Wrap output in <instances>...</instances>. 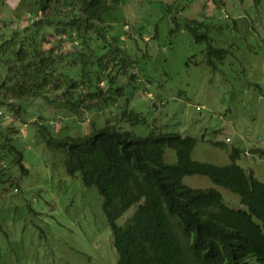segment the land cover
I'll list each match as a JSON object with an SVG mask.
<instances>
[{"label":"trees","instance_id":"1","mask_svg":"<svg viewBox=\"0 0 264 264\" xmlns=\"http://www.w3.org/2000/svg\"><path fill=\"white\" fill-rule=\"evenodd\" d=\"M22 2L30 6L29 22L6 19L0 25V184L16 183L14 167L21 176L29 174L21 128L33 124L47 149L65 159L66 173L97 188L118 264H264V182L237 164L242 151L235 149L230 164L217 166L193 160V137L155 131L142 137L123 130L145 122L130 105L140 77L129 50L139 49V39L130 31L115 34L106 24L107 13L123 0ZM214 2L222 9L223 0ZM179 20L173 18L171 35L183 28L207 45V64L229 56L213 44L214 25L185 20L182 27ZM157 38L158 29L146 41L141 35L145 44ZM34 100L47 104L45 112L54 111L39 108L40 121L28 124L23 116ZM54 112L108 116L99 127L92 122L89 134L74 137ZM168 149L177 162L166 161ZM190 176L208 177L238 196L242 207L229 206L216 189L186 186ZM133 207L134 215L119 225Z\"/></svg>","mask_w":264,"mask_h":264},{"label":"rangeland","instance_id":"2","mask_svg":"<svg viewBox=\"0 0 264 264\" xmlns=\"http://www.w3.org/2000/svg\"><path fill=\"white\" fill-rule=\"evenodd\" d=\"M176 2L123 0L106 15L115 34L127 36L125 31H130L139 39V49L129 50L140 77L130 105L145 122L126 124L123 130L142 137L152 131L193 137L198 141L193 160L217 166L230 164L237 149L242 151L237 164L264 182V0H223L222 9L214 0ZM171 5L175 6L170 12ZM174 17L181 19L182 27L185 20L214 25L213 44L228 50L229 56L207 64V45L196 43L183 28L171 35ZM0 18V25L8 19L26 25L30 6L19 0L1 2ZM126 25L131 29H124ZM156 29L158 38L143 43L141 35L146 41ZM39 108L49 110L34 100L23 119H30L28 124L40 121ZM54 116L66 133L77 137L89 134L92 122L103 125L108 113L73 117L54 112ZM35 130L33 124L21 128L29 174L21 176L14 167L16 183L0 184V264H118L97 188H87L80 177L69 176L65 159L48 150ZM166 161L177 162L174 150L166 151ZM184 184L216 189L229 206L242 207L238 196L208 177H186ZM135 211L136 207L130 209L118 224Z\"/></svg>","mask_w":264,"mask_h":264},{"label":"built area","instance_id":"3","mask_svg":"<svg viewBox=\"0 0 264 264\" xmlns=\"http://www.w3.org/2000/svg\"><path fill=\"white\" fill-rule=\"evenodd\" d=\"M5 119H7V118H5Z\"/></svg>","mask_w":264,"mask_h":264}]
</instances>
